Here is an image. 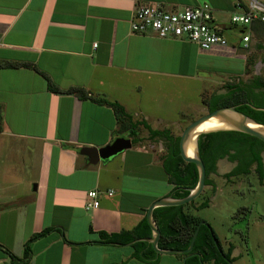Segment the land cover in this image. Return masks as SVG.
<instances>
[{
    "label": "crops",
    "instance_id": "1",
    "mask_svg": "<svg viewBox=\"0 0 264 264\" xmlns=\"http://www.w3.org/2000/svg\"><path fill=\"white\" fill-rule=\"evenodd\" d=\"M249 1L0 0V264H11L3 249L22 259L27 242L45 230L51 231L29 243L28 264H184L178 254L155 253L148 241L154 233L147 214L156 201L191 192L192 176L183 184L172 181L163 165L167 143L156 148L155 139L144 141L148 136L139 132L142 127L130 150L86 167L83 148L100 149L130 138L128 132L116 133L118 119L111 107L68 91L81 88L92 97L117 102L140 122L133 106H139L145 89L156 82L203 81L204 74L241 77L247 57L260 46L252 27H235L231 18L238 12L237 3L247 6ZM205 3L212 6L215 25L237 53L203 51L187 41L131 30L139 5L172 11ZM243 34L251 38L246 54ZM48 79L59 93L48 90ZM144 110L139 107L135 115ZM142 121L154 130L170 129L163 121L157 128L146 118ZM191 145L189 156L194 154V148L189 153ZM209 189L216 190L212 184L203 193ZM90 191L99 192L100 206L88 211ZM202 204L183 205V213L196 212ZM167 208L152 213L160 231ZM144 220L141 238L97 243L99 233L131 232Z\"/></svg>",
    "mask_w": 264,
    "mask_h": 264
},
{
    "label": "trees",
    "instance_id": "2",
    "mask_svg": "<svg viewBox=\"0 0 264 264\" xmlns=\"http://www.w3.org/2000/svg\"><path fill=\"white\" fill-rule=\"evenodd\" d=\"M257 25H264V23L254 24L252 26V30ZM259 48L261 49V46ZM10 67L17 66L10 65ZM226 89L227 92L225 94H214L208 101H203V104L208 107L210 112H213L220 108L235 107L240 113L248 116L250 119L264 126L263 78L255 77L254 80L249 84L228 85ZM48 90L53 93L60 92V89L55 86L49 79ZM68 92L70 94L76 95L82 100L92 99L97 104L111 107L118 119L119 127L116 133L124 134L128 132V137L132 140L133 145H135L138 141L137 134L140 127H143L149 132L151 139H159L165 141L168 145V156L163 161L165 171L170 176L172 181L179 182L180 184H183L184 178H189L192 176L193 181L190 189L196 188L199 181L198 169L194 164L186 163L181 158V136H173L169 129L154 130L149 124L143 121L135 122L132 116L129 115L125 111L124 107L119 103L111 102L102 97H92L84 89L72 88ZM2 125L3 114L2 109L0 108V131L2 130ZM249 140H252L255 144L260 145L259 151H253L252 148H246V142ZM198 149L201 159L206 167V186L214 184L210 177L211 175L217 174L218 163L219 161L224 159H228L230 162H242L244 158L246 159V162L244 164L241 163V166H239V168H237L234 172L227 174V177L234 176L236 174H248L250 167L252 165H256L257 174L260 176V178H264V161L262 158L264 143L257 138L236 131H220L202 134L201 136H199ZM189 195L190 190L184 191L176 197L178 199H185ZM209 204L210 201L208 200L204 202L199 207V209L206 208L209 206ZM167 210L168 213L164 217L166 223L160 222L161 238L158 247L161 250H187L190 247L195 231L202 219L189 213H183V206L171 207L167 208ZM176 210H179V213H177ZM157 211L158 210H156V216ZM178 224L180 225V228L177 227ZM142 226L147 227V222L145 220L131 232H123L121 234L111 235L106 233H99V242L97 243L121 244L134 241L135 239L142 237ZM50 231L51 230H45L41 234L33 236L25 246V255L22 259L17 258L8 250L3 249L10 257L11 264H28L31 259V250L29 248V243L41 236H44ZM214 235L226 259L233 262L232 251L234 250V247L231 246L228 251H225L215 232ZM137 245L143 246V243H138ZM192 253L199 254L201 259L197 256H192L187 259L186 264H228V262L219 253V250L209 229L205 226H202L199 231ZM179 257L185 258V256L183 255H179Z\"/></svg>",
    "mask_w": 264,
    "mask_h": 264
},
{
    "label": "rangeland",
    "instance_id": "3",
    "mask_svg": "<svg viewBox=\"0 0 264 264\" xmlns=\"http://www.w3.org/2000/svg\"><path fill=\"white\" fill-rule=\"evenodd\" d=\"M253 35L261 49L257 48L247 57L243 76L233 78L228 73L226 77L216 78L204 74L203 81L156 82L154 88L145 89L138 99L139 106H133L134 118H146L156 128L161 127L163 121L162 125H169L173 136L182 135L191 123L210 113L203 101L214 94H225L228 85L249 84L255 77L264 79V25L254 27ZM139 107L145 108L143 116L135 115ZM176 121H179L177 126L174 125ZM139 132L148 136L144 140L148 142L149 132L143 127ZM160 141L163 140H153L152 144L156 148L160 144L164 146L166 142ZM262 158L264 161V151ZM245 162L244 158L242 164ZM235 166L228 159L219 161L217 174L210 177L216 190H206L194 201L209 200V206L193 210L191 214L210 224L225 251L234 247L232 264H264V178L257 174L256 165L250 167L248 174L227 177Z\"/></svg>",
    "mask_w": 264,
    "mask_h": 264
},
{
    "label": "built area",
    "instance_id": "4",
    "mask_svg": "<svg viewBox=\"0 0 264 264\" xmlns=\"http://www.w3.org/2000/svg\"><path fill=\"white\" fill-rule=\"evenodd\" d=\"M238 12L232 15L231 24L235 27L250 28L256 23H264V4L250 0L247 6L237 3ZM131 30L134 34L152 35L159 39L180 40L195 44L203 51L231 50L238 52L237 47H231L223 36V30L215 25L213 8L209 3L197 7H185L182 10H166L153 5H139L132 17ZM243 48L248 49L251 38L242 35ZM113 192H109L112 196ZM86 210H96L100 206L99 192L90 191L87 194Z\"/></svg>",
    "mask_w": 264,
    "mask_h": 264
},
{
    "label": "water",
    "instance_id": "5",
    "mask_svg": "<svg viewBox=\"0 0 264 264\" xmlns=\"http://www.w3.org/2000/svg\"><path fill=\"white\" fill-rule=\"evenodd\" d=\"M245 54L247 51H250V47L248 49L244 48ZM235 121H234V120ZM212 120H219L223 123L228 124L227 127L217 128L210 131H204V132H196L197 128L202 125L205 122L212 121ZM251 125V126H250ZM220 131H236L240 132L249 136H252L254 138H257L258 140L262 141L264 143V126L258 124L254 120L250 119L248 116L240 113L237 111L235 107H225L220 108L218 110H215L213 112H210L201 118L197 119L193 123H191L182 133L180 138V156L186 163H192L194 164L199 172V181L195 189H193L190 192V195L185 199H174V198H165L156 201L154 204H152L148 210L147 214V220L150 225V228L152 232L154 233L152 238L149 239L150 243L152 244V247L155 251V253L158 254H178L185 256L184 258V264H186V261L188 258L192 256H197L200 258L199 254L192 253L195 245V241L198 237L199 231L202 226H205L209 229L214 242L219 250V253L221 256L228 262V264H232V262L228 259H226L223 251L220 249L218 241L214 235V230L205 221H201L198 225L195 234L193 236V239L191 241L190 247L187 250H161L159 249V241L161 238V231L160 229L155 225L152 217L153 210L158 207H178L186 205L195 199H197L204 191L206 186V167L204 162L201 159L198 145H197V139L202 134H208V133H214V132H220ZM194 142V154L192 156H189L187 153L188 147L190 144ZM196 143V145H195ZM133 144L130 139L125 138H118L115 140L114 143L111 145H108L106 147L96 149V148H83L80 151V154L87 158V164L86 167L89 166H96L101 162H105L107 160L112 159L113 157L130 150L132 148ZM201 259V258H200Z\"/></svg>",
    "mask_w": 264,
    "mask_h": 264
},
{
    "label": "bare ground",
    "instance_id": "6",
    "mask_svg": "<svg viewBox=\"0 0 264 264\" xmlns=\"http://www.w3.org/2000/svg\"><path fill=\"white\" fill-rule=\"evenodd\" d=\"M233 120H234V119H233ZM234 121H235V120H234ZM227 126H228V124L223 123V122H221V121H219V120H212V121H208V122H205V123H203L202 125H200V126L197 128L196 132L210 131V130H214V129L222 128V127H227ZM250 126H251V125H250ZM192 144H194V142H192ZM191 147H192V145H191ZM193 148H194V145H193V147L190 149L189 153L192 152Z\"/></svg>",
    "mask_w": 264,
    "mask_h": 264
},
{
    "label": "flooded vegetation",
    "instance_id": "7",
    "mask_svg": "<svg viewBox=\"0 0 264 264\" xmlns=\"http://www.w3.org/2000/svg\"><path fill=\"white\" fill-rule=\"evenodd\" d=\"M246 148H252L253 149V151L255 150V151H259V149H260V145H258V144H255L254 143V141H247L246 142ZM233 163H235L236 164V166H235V168L232 170V172H234L237 168H239V166H241V161H237V162H233Z\"/></svg>",
    "mask_w": 264,
    "mask_h": 264
}]
</instances>
